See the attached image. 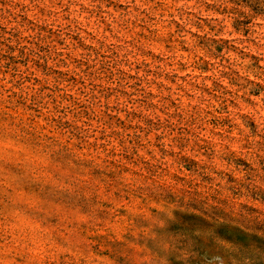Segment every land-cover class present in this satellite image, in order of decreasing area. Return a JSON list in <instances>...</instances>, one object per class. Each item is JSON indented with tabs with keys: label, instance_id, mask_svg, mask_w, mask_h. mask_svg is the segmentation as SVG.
Wrapping results in <instances>:
<instances>
[{
	"label": "clouds",
	"instance_id": "obj_1",
	"mask_svg": "<svg viewBox=\"0 0 264 264\" xmlns=\"http://www.w3.org/2000/svg\"><path fill=\"white\" fill-rule=\"evenodd\" d=\"M0 264H264V0H0Z\"/></svg>",
	"mask_w": 264,
	"mask_h": 264
}]
</instances>
